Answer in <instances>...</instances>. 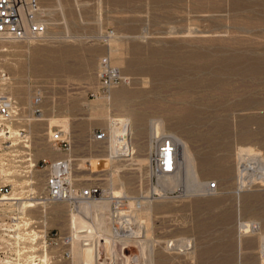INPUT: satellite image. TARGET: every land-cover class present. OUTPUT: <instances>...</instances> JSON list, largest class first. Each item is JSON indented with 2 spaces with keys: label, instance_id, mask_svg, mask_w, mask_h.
Returning <instances> with one entry per match:
<instances>
[{
  "label": "rangeland",
  "instance_id": "1",
  "mask_svg": "<svg viewBox=\"0 0 264 264\" xmlns=\"http://www.w3.org/2000/svg\"><path fill=\"white\" fill-rule=\"evenodd\" d=\"M43 13L41 36L0 38L5 88L24 108L41 94V116L28 119L33 155L49 154L53 126L67 130L75 150L101 153L104 145L86 144V132L115 118L130 129L134 151L131 162L114 164L112 186L148 195L141 241L112 243L106 213L94 230L99 264H264V0H46ZM100 56L118 71L103 89ZM50 116L66 118V127L48 124ZM156 119L185 143L199 183L180 167L176 185L156 188L147 162ZM5 172L16 177L0 164ZM207 179L217 186L207 189ZM70 212L58 201L23 211L73 232Z\"/></svg>",
  "mask_w": 264,
  "mask_h": 264
},
{
  "label": "built area",
  "instance_id": "2",
  "mask_svg": "<svg viewBox=\"0 0 264 264\" xmlns=\"http://www.w3.org/2000/svg\"><path fill=\"white\" fill-rule=\"evenodd\" d=\"M45 2L0 0V38L41 36L46 28L43 13ZM117 77L116 66L105 56H100L96 67L97 86L106 88ZM7 80L8 75L0 70V163L14 169L16 177L10 172L0 173V243L6 249L0 254V264H67L69 261L70 231L63 227H47L43 221L23 213L24 208L33 203L62 202L68 212L69 209H76L80 202L106 196L114 233L111 242H127L135 238L138 234L133 230L135 222L132 209L141 205V199L148 195L128 194L126 191L107 192L106 183L102 180L104 177L89 176L85 160L80 159L89 154L91 149L86 146V149L75 150L73 140L60 126L47 130L46 146L49 154L34 156L28 136V119L41 116V94L34 92L28 106L24 108L5 88ZM87 94L93 95L94 90L88 88ZM105 139L106 132L100 126L93 127L85 135L86 144L98 142L103 146ZM177 156L178 148L173 136L167 132L156 134L148 151L151 177L153 174L172 172ZM31 168L37 171L31 172ZM12 178L18 179L19 184L12 183ZM216 186L215 179L205 182L207 189ZM16 194L29 198L32 203L21 206L17 197L11 196ZM128 197L132 198L133 207L128 205ZM80 240L83 241L81 236Z\"/></svg>",
  "mask_w": 264,
  "mask_h": 264
},
{
  "label": "bare ground",
  "instance_id": "3",
  "mask_svg": "<svg viewBox=\"0 0 264 264\" xmlns=\"http://www.w3.org/2000/svg\"><path fill=\"white\" fill-rule=\"evenodd\" d=\"M14 40H19V39H14ZM107 119H108V126H107V129L104 128L106 132L104 151L101 153H97V154L96 152L90 153V154H87L84 158L82 157L80 159L81 161L82 159L85 160L84 162H85V165L87 166L89 176L106 178V184H105L106 189L105 190L107 192L110 191L111 193H116V192L119 193L125 190L123 189L121 181H119L120 184L118 188L117 187L114 188L115 186H112L113 172L115 169L114 164L120 160H126V162H131V160L133 159L132 154H133L134 149L131 146V144H129L131 141H130V135H129L130 129L128 128V126L120 125V123L115 118L107 117ZM156 120L157 121L154 122V124H153V120H151L152 124L154 125V128L153 130H150V133H149V146H150L149 149L152 147L155 135L158 133H164L161 120L159 119H156ZM47 122L48 124H50L51 122L52 123L57 122L63 127H66L67 125L66 118H58L55 116L48 117ZM173 139L177 145V148H179L180 145H183V152H184L183 155H185L186 157L184 158V160L178 156L176 157L174 170L172 172L157 174L158 177H156L157 178L156 188L159 186L158 188L162 189L166 186L176 185V183L179 182L180 167L181 168L183 167L186 176H188L192 180L193 185L194 183L200 182L194 170L192 158L189 154V151L185 143L181 142L182 140L180 139L179 136H175L173 137ZM138 160H140L141 162L144 160V158L143 157L138 158ZM81 161L80 163H83ZM6 167L11 168L9 165H6L5 168ZM12 183L18 185L19 180L13 181ZM11 196L17 197V202H20L21 206L32 203V201L29 202L30 201L29 198H26L23 195L16 194V195H11ZM4 197H8V196H4ZM147 201H148L147 197H144L141 199V203L143 204L146 203ZM127 202H128V205L130 206L132 205L133 207L134 203L131 197H128ZM149 206H150L149 204H145V206L142 208L141 205H139L132 209V215H133L132 218H133V221L135 222L133 230L135 231V234H138L137 236H135V238H132L133 241H136V242L138 240L141 241V238L139 237L140 234L138 233L139 230L137 229V226L141 224L142 222L141 216L143 214H140V212H145L147 214L149 210ZM69 211H71L69 222L76 226V229H74L73 232L71 229H69L70 234H71V241H70V246H69L70 247L69 264H87L88 263V252L90 248H93V264H99L98 252L100 249V244L98 243V239L97 240L95 239L96 236L94 235V230L95 229L102 230V227L106 225V217L108 215V214L106 215V213H109V203H108L107 197L103 196V197H98V198H90L84 202H80L77 205L76 209H69ZM148 215L149 214H147V216ZM87 217H90V219H87ZM145 222L148 223L147 220H145L144 223ZM104 231L107 234L111 235V237L114 235L112 231V227L111 229H108L107 227H105ZM148 231L149 230H147V232ZM79 236L83 238V241L81 240L79 241ZM262 237H264V235ZM100 239H101V242L105 243V241L102 238ZM140 249L142 250L141 247ZM140 252L143 253V250ZM134 260H135V257H134Z\"/></svg>",
  "mask_w": 264,
  "mask_h": 264
}]
</instances>
